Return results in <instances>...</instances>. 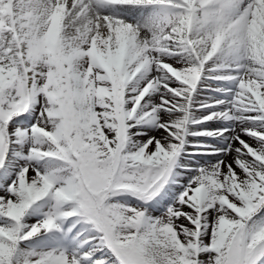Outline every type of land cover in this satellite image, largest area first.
Listing matches in <instances>:
<instances>
[{
	"label": "snow or ice",
	"instance_id": "6c2138e0",
	"mask_svg": "<svg viewBox=\"0 0 264 264\" xmlns=\"http://www.w3.org/2000/svg\"><path fill=\"white\" fill-rule=\"evenodd\" d=\"M0 264H264V0H0Z\"/></svg>",
	"mask_w": 264,
	"mask_h": 264
}]
</instances>
